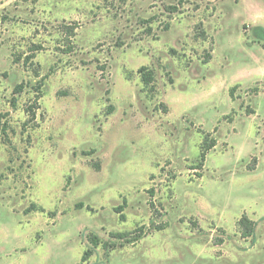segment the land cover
<instances>
[{
  "label": "rangeland",
  "instance_id": "374dc122",
  "mask_svg": "<svg viewBox=\"0 0 264 264\" xmlns=\"http://www.w3.org/2000/svg\"><path fill=\"white\" fill-rule=\"evenodd\" d=\"M0 264H264V0H0Z\"/></svg>",
  "mask_w": 264,
  "mask_h": 264
},
{
  "label": "trees",
  "instance_id": "16d2710c",
  "mask_svg": "<svg viewBox=\"0 0 264 264\" xmlns=\"http://www.w3.org/2000/svg\"><path fill=\"white\" fill-rule=\"evenodd\" d=\"M70 30H72L71 33L74 32V28H70ZM139 74L141 75L142 81L144 82L146 86L152 85L154 83L155 81L154 73L148 68L142 67L139 70ZM16 90L20 91L21 86L17 87ZM231 95L233 96L232 92H231ZM33 116H35L34 112H33ZM214 147H215V141H213L210 144L207 143V140L205 141L204 146H203L204 150L202 153L203 161L205 160V156L207 152L213 149ZM116 210L122 213L123 207H119ZM121 218L124 220L123 215H121ZM239 227L242 230V236L246 239L249 237H254L257 225H256V222L252 221L247 216H243L239 221ZM144 236H145V232H144V228L142 227V228L137 229L134 233L116 234L114 237L120 240H124L127 243H130V242L137 241L140 238H143ZM90 243L94 246V248H96L99 246V239L93 236L90 238ZM93 254H94L93 249H89L88 251H86L83 256V262H87Z\"/></svg>",
  "mask_w": 264,
  "mask_h": 264
}]
</instances>
